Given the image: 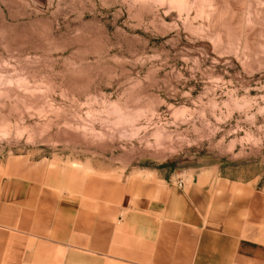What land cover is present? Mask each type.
Instances as JSON below:
<instances>
[{"label": "rangeland", "instance_id": "374dc122", "mask_svg": "<svg viewBox=\"0 0 264 264\" xmlns=\"http://www.w3.org/2000/svg\"><path fill=\"white\" fill-rule=\"evenodd\" d=\"M36 165L264 202V0H0V173Z\"/></svg>", "mask_w": 264, "mask_h": 264}, {"label": "crops", "instance_id": "0c3cea01", "mask_svg": "<svg viewBox=\"0 0 264 264\" xmlns=\"http://www.w3.org/2000/svg\"><path fill=\"white\" fill-rule=\"evenodd\" d=\"M0 264H264V202L247 185L198 178L138 179L116 203L92 202L39 165L5 171Z\"/></svg>", "mask_w": 264, "mask_h": 264}, {"label": "built area", "instance_id": "2783aa9c", "mask_svg": "<svg viewBox=\"0 0 264 264\" xmlns=\"http://www.w3.org/2000/svg\"><path fill=\"white\" fill-rule=\"evenodd\" d=\"M179 187H180V188H183V182L180 183V186H179Z\"/></svg>", "mask_w": 264, "mask_h": 264}]
</instances>
